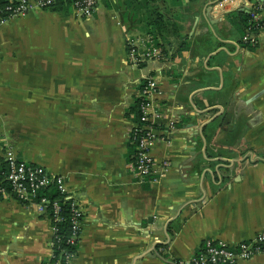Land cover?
<instances>
[{
    "label": "crops",
    "instance_id": "0c3cea01",
    "mask_svg": "<svg viewBox=\"0 0 264 264\" xmlns=\"http://www.w3.org/2000/svg\"><path fill=\"white\" fill-rule=\"evenodd\" d=\"M250 10L264 20V0H99L89 17L34 9L0 26V180L7 147L65 178L83 209L73 264H171L264 229V32L244 26ZM151 31L161 56L132 63L127 38ZM147 76L150 152L169 165L139 182L129 110ZM51 240L47 212L0 194V264H44Z\"/></svg>",
    "mask_w": 264,
    "mask_h": 264
},
{
    "label": "built area",
    "instance_id": "2783aa9c",
    "mask_svg": "<svg viewBox=\"0 0 264 264\" xmlns=\"http://www.w3.org/2000/svg\"><path fill=\"white\" fill-rule=\"evenodd\" d=\"M59 0H6L0 2V26L13 17L24 16L34 9H48ZM99 0H72V10L81 17H89L94 13ZM250 23L247 28L253 27L264 32V20L257 10L249 11ZM264 34V33H263ZM252 38V37H251ZM127 58L135 64L156 60L161 56V49L152 36H133L127 38ZM159 94V85L152 76H147L141 83L138 94V121L135 120L129 143L133 145L132 163L130 170L139 182L152 179L157 170L165 171L169 162H158L151 155L150 149L157 138L156 128L152 121L156 116L158 106L156 96ZM156 109V110H155ZM6 170L2 172L4 179L0 180V194L12 195L25 204H33L40 211L49 215L52 229L51 253L44 264H73L76 248L79 241L83 209L76 195L67 187L62 175L49 172L41 165L31 164L19 158L14 150L7 147L4 150ZM55 189L58 197L48 198V191ZM68 206L69 231L65 240L73 250L56 247L58 239V224L63 220L62 206ZM203 252L194 254L189 259H173L171 264H238L249 260L256 255L264 256V229L253 238L235 243L223 240H206L202 246Z\"/></svg>",
    "mask_w": 264,
    "mask_h": 264
},
{
    "label": "trees",
    "instance_id": "16d2710c",
    "mask_svg": "<svg viewBox=\"0 0 264 264\" xmlns=\"http://www.w3.org/2000/svg\"><path fill=\"white\" fill-rule=\"evenodd\" d=\"M0 2L2 3H5L6 0H0ZM71 3H72V0H59L57 3L53 4L50 9H55V8H58V7H65L67 9L71 8ZM72 9V8H71ZM158 19L157 17L156 18H153L152 20H154L155 22H157ZM250 15H246L244 17V19L242 20L243 23H244V26L247 28V26L249 25L250 23ZM154 34V35H153ZM149 35L152 36L155 44H157L159 47H161V42L158 41L157 37H165L164 34L162 33H153L152 31L149 32ZM128 49V48H127ZM162 51V50H161ZM143 62H141V65H142ZM129 114L131 115H134V118L136 119V121H138V99H136L133 103V105L130 107V110H129ZM129 148H131L132 150V153L134 152V148H133V145H131L129 143ZM48 198L49 199H55L58 197L57 193H55V189H51L50 191H48ZM62 216H63V220L58 224V228H59V232H58V239L59 241L57 242L56 244V247H62L66 250H73L74 248L68 246L65 242L66 238H67V234H68V231H69V223H68V206L66 204H64V206H62ZM203 250L202 248L197 251L195 254H200L202 253Z\"/></svg>",
    "mask_w": 264,
    "mask_h": 264
},
{
    "label": "rangeland",
    "instance_id": "374dc122",
    "mask_svg": "<svg viewBox=\"0 0 264 264\" xmlns=\"http://www.w3.org/2000/svg\"><path fill=\"white\" fill-rule=\"evenodd\" d=\"M155 33V32H154ZM130 35V34H129ZM147 35H149V33H139V34H136V36H138V37H146ZM154 35V34H153ZM133 36V35H132ZM151 36V35H150Z\"/></svg>",
    "mask_w": 264,
    "mask_h": 264
}]
</instances>
